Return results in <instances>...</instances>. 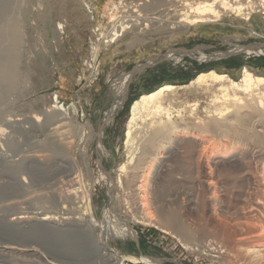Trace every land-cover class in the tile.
Segmentation results:
<instances>
[{"label": "rangeland", "instance_id": "obj_1", "mask_svg": "<svg viewBox=\"0 0 264 264\" xmlns=\"http://www.w3.org/2000/svg\"><path fill=\"white\" fill-rule=\"evenodd\" d=\"M202 1L209 2L5 0L0 4V217L4 218H0L4 222L0 226L5 224L4 230L0 228V244H30L37 253L0 255V264H115L94 253L92 247L84 251V239L69 241L87 229L79 207L86 199L96 219L97 238L119 258L146 256L158 264H242L235 258L236 252L223 243L228 242L226 231L231 228L237 238L241 232H245L243 237L264 235V106L259 111L244 106L264 101V95L248 93L235 105L217 87H183L163 104L173 123L192 132L206 129L204 138H178L175 132L171 137L156 136L154 122L160 117L150 115L135 132L131 161L126 122L131 104L141 95L167 83L187 85L202 71L215 69L236 80L245 68L264 75V55L246 58L234 54L207 63L158 61L133 76L123 104L116 108L113 119L105 121L115 102L112 82L170 48L192 50L208 44L210 52H217L229 47L225 38H239L243 45L264 42L260 15L247 21L229 13L215 23L169 29L186 4ZM242 1L246 7L249 0ZM125 5L142 12L124 15H139V23L134 27V18L127 17L132 30L110 50L102 49L99 74L92 81L86 61L96 40L93 30L97 26L107 30L112 23L110 10L118 16ZM135 37L142 42L129 47ZM53 104L65 110L50 111ZM238 109L248 113L245 121L236 119ZM55 112L66 117L62 121L67 123L65 127L57 128L60 123L52 122ZM155 141L166 144V149L157 153ZM223 145L236 148L223 156L215 152ZM124 163L125 170L117 171ZM121 211L134 227L136 238L115 237V221ZM45 213L47 225L52 226L38 230L35 224ZM142 213L158 222L162 219L159 213L171 214L176 224L170 228L174 229L168 232V228L138 223ZM20 216L26 217L23 224L9 228ZM102 224L113 237L106 235ZM216 243L223 253L209 251Z\"/></svg>", "mask_w": 264, "mask_h": 264}, {"label": "bare ground", "instance_id": "obj_2", "mask_svg": "<svg viewBox=\"0 0 264 264\" xmlns=\"http://www.w3.org/2000/svg\"><path fill=\"white\" fill-rule=\"evenodd\" d=\"M4 1L5 0H0V4L3 3ZM246 1H248V0H246ZM165 2L166 1H164V3ZM246 3H248L249 6L248 5L247 6L249 8L247 6H246L247 8L245 7V4L243 3L242 0L238 1L237 3L236 2L234 3V1H231V0H209V2L202 1V2H199L197 5H196V3L194 5L191 4V3H188L183 8L184 11L181 14H180V12H179V14L176 13L179 10H177L175 12L177 14V16L173 19V21L170 22L169 29L172 30V29H174L176 27L177 28L178 27H184V28L188 29L191 26H197V25L205 24V23H215L216 20L226 16L225 14H229V13H233V14H235V16H241L247 21H250L251 18H253L254 16H257V15H260L262 17V19L264 20V11H263L264 10V0H260V1H258V0H249ZM114 5H116V4H114ZM174 5H176V4L174 3ZM114 13L115 12L110 10V15H111L110 20H111L112 23L110 22L111 25L108 27V32L105 34V38H107V39L104 40L101 43L99 50H102L103 48H106L107 51L110 50V47L113 46L116 42H118L121 39V37L124 36V33L129 31L128 29L132 28V26L130 24H126V22L128 20L127 19L128 16L127 17H125L124 15L122 17L115 16ZM137 18L139 20V15L137 16ZM154 18L157 19L158 17L155 16ZM158 19H160V18H158ZM140 20H144L145 21V19H140ZM253 20H254V18H253ZM158 22H159V20H158ZM145 25L146 24H144V26L143 25L142 26L145 27ZM142 29H144V28H142ZM139 42H142V39L139 38V37H135L134 40H133V43L129 44L130 45L129 47H134L135 46L134 44H137ZM106 44H108V45H106ZM242 49H244L242 51V53H249L250 54L251 51H252L251 49L237 46L234 49L230 50L229 52L235 53L237 50H242ZM175 52L176 51H169L168 54L165 55L164 57L166 59H172L175 56ZM171 55H173L172 58H170ZM199 57L202 60H206L207 59L205 56H203V57L199 56ZM177 59H180V58H177ZM142 67L143 66H138V67H136L135 69H133L131 71H127V72L124 71L122 74H120L112 82V85H113V87H112L113 88V96L115 98V102H114L111 110L108 113L109 117H110L109 121L113 118V114H115L114 111L116 110V108L123 104L124 99L126 98V95H127L128 89H129L130 80L133 78V76L135 74H137V72H139V73L142 72V70H141ZM194 85L197 86V87H203V88L204 87H206V88H210V87L215 88V87H217L222 92V95L226 98L225 100H228V101L232 100V101H234L235 105H237V100L244 99V95H246L248 93L257 91L259 94L264 95V75L257 74L253 70H250L248 68L244 69L242 77H241L240 80L239 79L238 80L234 79L230 74L219 72V71H217L215 69H211V70H208V71H202V72L198 73V75L190 83H188L187 85H175V84L167 83V84H164V85L160 86L159 88H157V89H155V90H153L151 92L145 93V94L141 95L137 100H135L131 104V106H130V115H129L128 120L126 122V145L129 147V149H128L129 153H130L129 161H131V159L133 158V155H134V152L132 151V149H133V143H135V140H134L135 139L134 138L135 137V132L139 128L141 122H143L146 119V117H148L150 115H155L158 118L160 117L159 120L154 122L155 126L157 127V129L155 128L156 132H154L156 136L158 134H161V135L164 134V136L166 135L167 137H171V135L175 132L176 135L178 136V138H180V137L183 138V137H187V136H194V137L199 138V139L204 138L203 134H204V132H206V129L205 130L201 129L200 131L192 132V131H190L189 129H187L185 127L184 128H180L181 126L175 124V122L173 123V121L171 119V113H170L169 108L165 107L164 104H163V102H164V100L166 99L167 96H169V95H171L173 93L175 94V92H177V90H179V89H181L183 87H189V86H194ZM263 104H264V101L261 100L259 102L253 101V103H251V102L247 103L244 106L245 107L247 106V107H249L251 109H254V110L256 109V110L259 111V110H261L263 108V106H264ZM72 107L74 108L73 110L76 111V106L73 105ZM54 110L55 111H57V110L58 111H63L65 109H62V107H60L58 104H53V105H51L50 111H54ZM240 110H242V109H240ZM240 110L237 111L236 119H238L239 121H245V119L247 118L246 116L248 115V113L247 114L246 113L242 114L240 112ZM50 113H52V112H50ZM57 113L55 112L54 114H57V115H53V116L56 117V118L54 117L55 120L52 119L54 121H52L51 118L49 120H51L54 123H58L59 122L60 124H58V127L56 126L57 128L65 127L67 125V123L62 122V121L65 120L66 117L62 116L61 112H57ZM164 118H166L167 120H164ZM101 135L102 134H100V136ZM151 139H152V137H151ZM155 143H156V141H155ZM169 143H172V141L171 142L169 141ZM173 143H175V142H173ZM1 145H2V143H0V146ZM99 146H100L101 150H103L102 142L99 143ZM166 146H167L166 144L163 145V143H159L158 142V143H156L155 147L154 146L153 147L156 150V152L158 153V152L162 151L163 149L165 150ZM232 147L227 146V145H223L221 148H219V149L217 148V150L215 152L225 156V155L230 154L231 151L234 148H236V147H233V148ZM0 149H2V147H0ZM212 153H213V151H212ZM74 159L72 160V163L74 165H76V162H75ZM125 168H126V163L120 165L118 168H116V170L122 172L123 170H125ZM247 173H245L244 175H246ZM250 173H248V174H250ZM256 181H257V184H258L257 186L261 187L263 185V183H261L259 180H256ZM26 183H27V181H26ZM20 184H21V182H20ZM110 185H111V183H110ZM261 188H263V187H261ZM259 189H257V190H259ZM260 191H263V190L260 189ZM258 196H262V195L259 194ZM260 198H262V197H260ZM258 203H260L259 200H258ZM258 206H260V204ZM79 207L83 208L84 212L82 213V215L84 216V219H85L86 225H87V227H86L87 229H85V228L84 229L86 231H88V234L85 233L86 231H84V233L82 231L79 234H77L78 237L76 235V237L73 238L72 241L70 240V237H69V241H70L71 244H72V242H81V240L84 239L83 241L84 242L86 241V245L82 242L84 244L82 246L84 251L86 249H87L86 251H89L88 250L89 247L90 248L94 247L93 249L91 248V250H93V251L95 249L96 252H94V253H98V254L100 253V256H107L109 258V260L115 261V264H158L159 261L153 260V259H151L149 257H146V256H141V257L131 256V257L119 258L116 255H114L113 253H111L110 250L106 247L107 245L102 244L100 242L99 238H97L98 236L96 234V229H95L96 219H95V216H94V214L92 212V209H91L87 199L84 200L82 202V205L79 206ZM262 207L264 208V205ZM158 215H161V216H158V217L162 218L160 222H158V220L156 221V219H154V218H151V216L145 215L144 213H142L139 216H137V221H138V223H142V224H146V225H150V226H155V227H157L159 229L160 228L161 229L162 228L163 229L164 228L165 229L168 228L169 231L168 230L167 231L170 232V230L173 228V227L170 228V226L171 225L173 226V224H174V217H172L171 214L167 215V214H164V213H162V214L159 213ZM116 216H117V214H116ZM125 216L126 215L123 212H122L121 215L118 214V216H117V219L115 221V223H117V229H116L115 237H121V238H124V239L125 238H136L137 237L136 231L134 230V227L128 222V219ZM23 218L24 217H21V216L19 218H16L17 220H15V222L13 221L12 223H10L9 228L10 227L14 228V225L16 226L17 223H19V222L21 223ZM1 219L4 220V218H1ZM1 219H0V221H2ZM24 219H26V217ZM48 219H49V216L45 213L43 218H41V220L37 221V223L36 224L34 223V224L37 226L38 230H39V228L42 229V228H45L46 226L49 227L50 224L47 225L48 222H46ZM3 223H1V224H3ZM6 223H8V222H6ZM223 223H224V225L227 224L226 221L223 222ZM21 224H23V223H21ZM4 225L3 226L1 225L2 226L1 230H4V228H3ZM106 225H107V223H106ZM106 225L105 224L101 225L103 227V230L107 232L106 235L108 237H113V234H111L112 232L110 233V231H109V229H107ZM1 226H0V228H1ZM36 226H35V228H36ZM51 226L52 225H50V227ZM16 227H19V225L16 226ZM178 227H180V226H178ZM221 227H225V226H221ZM6 228H7V226H6ZM226 228H229V226L225 227L224 229H226ZM179 229L177 228L176 230H179ZM54 230H55V228H54ZM220 230L218 229L217 232L220 231ZM227 230L228 231H226V232H227L228 236L226 234L225 235L228 237V242L227 243H223V244L225 245L226 249H230L234 253L236 252V256L235 255L234 256H235V258L238 256V258H239L238 261L239 260L242 261V264H264V235H256V236L252 235L253 237H251V236L250 237H246V236L243 237L245 232H243V234H241L242 233L241 232L239 234L240 237L237 238L238 235H237V233L234 230H233L235 232L234 236H236V237L233 236L232 228L231 229H227ZM174 231H173V233H174ZM113 232H115V230ZM223 232H225V230ZM175 233H178V232H175ZM64 234L67 235V233H64ZM3 235H4V233H3ZM55 235L58 236L57 233ZM61 235H63V234H61ZM106 235H104V236H106ZM225 235H223V236H225ZM1 236H2V234H1ZM248 236H249V234H248ZM4 237H5V235H4ZM72 237H71V239H72ZM58 238L60 239L59 236H58ZM66 239H67V237H66ZM225 240H227V238H225ZM7 243L5 241L4 244L3 243L0 244V255L1 256L2 255L5 256V255L10 254V253H12V255H13L14 252H18V251L26 252L29 255H35V253H36L35 249L30 244H22V243H20V244H16L15 245L14 242L11 243V241H10V243H8V244ZM70 243H68V244H70ZM217 243H216V245H217ZM218 245H220V244H218ZM218 245L215 248L217 251H215L214 248L209 249V251L214 250L212 252H217L219 254L223 253V251L221 250L222 246L219 247ZM74 246H76V245H74ZM66 248H68V247H66ZM78 251H80V250H78ZM90 252H92V251H90ZM234 253L231 252L232 255ZM0 259H3V258L1 257ZM5 259L7 261V257H5ZM9 259H11V258H9ZM2 262H4V261H2ZM59 262H58V264H66L65 262H63V263L62 262L59 263ZM33 263H30V264H33ZM21 264H23V263H21ZM53 264H57V263H53ZM69 264H71V263H69ZM72 264H74V263H72Z\"/></svg>", "mask_w": 264, "mask_h": 264}, {"label": "built area", "instance_id": "obj_3", "mask_svg": "<svg viewBox=\"0 0 264 264\" xmlns=\"http://www.w3.org/2000/svg\"><path fill=\"white\" fill-rule=\"evenodd\" d=\"M132 12L138 14L141 11L137 12L136 9L133 10L132 7L125 5V9L123 11L119 12L118 16L122 17L125 14H132ZM128 18L129 19L134 18V21H135L134 27H135L136 23H139L136 15H134L133 17L129 16ZM136 21H138V22H136ZM129 24H131V23H129ZM128 30H132V29H128ZM107 32H108V28H107V30L103 31L100 26H97L93 30V33L96 36V40L93 43V46L91 49V54H90L88 60L86 61V66H87L88 70L90 71V79H92V81H94L97 78V75L99 74L100 56H101V52H102V50H99V48H100L101 43L107 39V38H105V34ZM225 39L226 40H224V44L226 46H229L226 50H218L217 52H210L209 50H210L211 46L208 44H200L199 46H197L196 48H194L192 50H179V49L170 48L164 54L160 55L159 57L154 58V59L148 61L147 63L139 64L136 67L143 66L141 68L142 73H143L144 71L147 70L148 66L154 65L158 61H164V60L172 61L175 64H185L188 59H190L191 61L198 62V63H207V62H212V61H217V60H221L224 58H228L234 54H243L246 58L255 57V56L259 57V56L264 55V42L263 43H257V44L253 43L250 45H243V44L239 43V38L234 39L235 41L234 40H227L229 38H225ZM106 45H108V44H106ZM237 46L243 47V48H248V49H251L252 51L250 54L249 53H242V51L244 49L237 50L235 53L229 52L230 50L234 49ZM169 51H176L175 56L172 59H166L164 57L165 55L168 54ZM198 55L201 57L205 56L207 59L202 60ZM177 58H180V59H177ZM138 74H140V73L137 72V75ZM58 101H59V99H58ZM61 105L63 106L64 103H61ZM109 110H111V108ZM109 110L105 114V121H109V119H110L109 114H108ZM114 115L115 114H113V118H114Z\"/></svg>", "mask_w": 264, "mask_h": 264}, {"label": "crops", "instance_id": "obj_4", "mask_svg": "<svg viewBox=\"0 0 264 264\" xmlns=\"http://www.w3.org/2000/svg\"><path fill=\"white\" fill-rule=\"evenodd\" d=\"M259 23H261V22H257V25H259ZM259 27L261 28V29H263L264 28V25H259Z\"/></svg>", "mask_w": 264, "mask_h": 264}]
</instances>
